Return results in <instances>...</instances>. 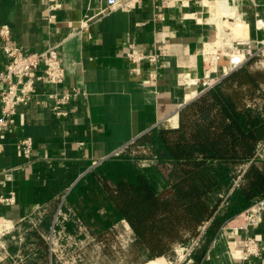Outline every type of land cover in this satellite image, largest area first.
I'll return each mask as SVG.
<instances>
[{
	"label": "crops",
	"instance_id": "1",
	"mask_svg": "<svg viewBox=\"0 0 264 264\" xmlns=\"http://www.w3.org/2000/svg\"><path fill=\"white\" fill-rule=\"evenodd\" d=\"M227 2L241 23L231 37L249 39L253 46L264 39V0ZM219 3L142 0L136 8L98 14L105 0H56L51 12L47 0H0V25L9 26L11 44L24 51L57 45L65 70L60 85L38 83L35 98L44 103L18 105L0 134V172L12 168L9 178L0 173V195L15 192L13 204L0 202L1 226L16 230L38 214L46 218L94 162L156 126L178 125L179 110L199 92L202 47L215 40L227 20ZM49 13L55 15L52 22ZM129 43L164 53L156 62L131 63L124 57ZM2 45L0 38V71L8 61ZM63 88L76 94L66 113L58 115L50 108L49 93ZM2 89L0 83V95ZM24 137L32 139L29 158L16 147ZM248 232L259 243L258 256L233 259L230 252L245 232L219 229L206 251L195 250L187 264H264V212ZM163 258L144 264H164Z\"/></svg>",
	"mask_w": 264,
	"mask_h": 264
},
{
	"label": "trees",
	"instance_id": "2",
	"mask_svg": "<svg viewBox=\"0 0 264 264\" xmlns=\"http://www.w3.org/2000/svg\"><path fill=\"white\" fill-rule=\"evenodd\" d=\"M252 63L183 106L176 127L137 138L148 155L122 150L87 172L65 197L74 209L66 230L75 232L77 217L101 240L123 221L134 233L128 246L148 261L172 255L205 226L195 249L202 255L227 220L264 196V151L256 156L264 142V70Z\"/></svg>",
	"mask_w": 264,
	"mask_h": 264
},
{
	"label": "built area",
	"instance_id": "3",
	"mask_svg": "<svg viewBox=\"0 0 264 264\" xmlns=\"http://www.w3.org/2000/svg\"><path fill=\"white\" fill-rule=\"evenodd\" d=\"M142 3V0H105V5L99 10L98 14H105L113 9L129 10L136 8ZM57 7L56 0H47V9L49 12ZM54 14L49 13L47 18L49 22L54 19ZM83 23L80 29L85 27ZM0 38L3 40L2 50L7 57L8 61L6 67L0 71V83L3 84V89L0 95V134L3 128L8 124L10 115L14 112V109L18 105H26L35 100L38 103H44V99L36 97V85L38 83H46L49 85H60L65 80V70L62 65V61L58 52L57 45H48L46 48L34 51H24L20 46L11 44L10 42V28L7 24L0 25ZM164 52L145 51L141 46L135 43H129L127 49L124 52V57L131 63H139L144 60L156 62ZM264 54V39L256 42L253 46L251 40L242 39L238 36L218 37L210 43L205 44L201 50V58L203 61V73L196 80L198 84V95L204 91L210 89L214 85L220 82V80L232 70L244 65L256 56ZM221 62L224 63V69L222 73H218V66ZM76 94L75 90H69L63 88L61 92L49 93L51 99L50 108L58 115L66 113L65 106L71 100L73 95ZM197 95V96H198ZM196 96V97H197ZM16 147L20 150L21 154L25 158H29L32 152V139L30 137H24L18 140ZM264 142L258 145L256 156L263 157ZM3 150V144L0 141V152ZM122 149L115 151L112 155H117ZM94 162L93 166L100 163ZM245 168L241 170L235 183L241 178ZM0 173H4L6 178L12 174V168L4 169ZM61 199L57 211L54 215L49 231L46 233L40 232V235L48 242L49 253L56 252L59 245L58 241L63 237L66 238H90L89 230L84 226L83 222L79 218H75L77 229L74 233H67L64 222L69 220L71 216H74V212L62 211ZM0 202H7L13 204L15 202V192L9 191L8 195H0ZM264 212V196L254 199L251 204L244 210L234 215L227 220L220 229H233L242 230L245 232L244 236L237 241V246L230 252L233 259L244 260L249 257L258 256L260 253V246L254 235L250 234L248 230L250 228L257 227L263 217ZM42 220V214H38L37 217L31 218L28 222L32 225H39ZM61 226L56 229L55 226ZM205 226H202L200 233L193 237L187 244H176L173 247V253L167 256V264H187L191 262L194 250L200 245L201 236ZM14 229L7 228L0 225V253H4L0 256V261L4 258H8L10 253L8 251L9 245L6 240L2 239L3 236H11L12 238ZM122 231H118L115 237L118 240L117 247L122 248ZM133 231L131 228L126 230V238L123 240L124 246H127L133 239ZM95 238V237H94ZM20 241L23 238H19ZM81 240V239H80ZM63 248H60L62 250ZM20 250L17 249V253L10 255V257H19ZM57 256L54 263L56 264ZM21 264H24V258H19ZM12 264H18L14 261Z\"/></svg>",
	"mask_w": 264,
	"mask_h": 264
},
{
	"label": "rangeland",
	"instance_id": "4",
	"mask_svg": "<svg viewBox=\"0 0 264 264\" xmlns=\"http://www.w3.org/2000/svg\"><path fill=\"white\" fill-rule=\"evenodd\" d=\"M231 21V19L227 18L225 24L223 23L225 30L230 29ZM252 66L253 68L264 70V54L254 57ZM128 149L130 150L131 154L143 153L148 155L150 152L149 148L141 144H135V140L131 141L122 148V150ZM122 150L120 152H122ZM262 150H264V148ZM65 197L63 198L61 204L62 211L71 210V212H74V209L67 205ZM60 201H58V203L55 205L49 226L46 230L41 228L40 225L24 223L13 231L12 235L14 238L11 236H3L2 239L8 242V251L10 255L17 253L18 249L20 252L17 255L20 256H15L13 258V256L10 257L9 255L8 258L1 260L0 264H12L14 261H16L18 264H21L19 261V258L21 257L24 258V264H50V258L54 263L56 256V264H137V262L139 263L144 261L145 256L140 254L135 247H129L128 245L123 247V240L127 237L126 230L128 228V226H125L126 223L123 221L114 222L105 234L104 238L99 240L94 235H92L86 224L80 219L84 226L89 230L90 238L84 239L83 237H63L58 241L57 245H59V247L57 251L50 254L48 250V242L40 235V232L46 233L49 231ZM55 227L56 229H59L61 226L56 225ZM75 229H77L76 223ZM118 231H122V234H124L122 236V248L117 247L118 240L115 237V234ZM67 233L71 234L74 232ZM19 238H23V240L20 241ZM60 248L63 249L60 250ZM3 254L4 253H0V256H3ZM163 257L165 258L164 264H167V256H162V258ZM144 262L146 263L147 261Z\"/></svg>",
	"mask_w": 264,
	"mask_h": 264
},
{
	"label": "bare ground",
	"instance_id": "5",
	"mask_svg": "<svg viewBox=\"0 0 264 264\" xmlns=\"http://www.w3.org/2000/svg\"><path fill=\"white\" fill-rule=\"evenodd\" d=\"M218 8L222 11L225 18L227 17L228 19L232 20L230 22V29L229 30H225L223 26H222V28L220 27L218 37L220 38L222 36H224V37L227 36V38H229V37H231L230 36L231 30L232 29H240L241 23L235 22L234 11L232 10V8L229 5V3L227 2V0H220ZM238 37L241 38V36H238ZM242 39H244V38L242 37Z\"/></svg>",
	"mask_w": 264,
	"mask_h": 264
}]
</instances>
